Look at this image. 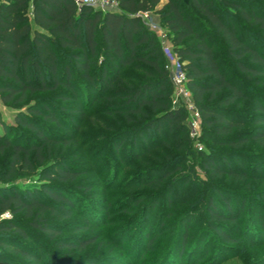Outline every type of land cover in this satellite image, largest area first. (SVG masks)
Listing matches in <instances>:
<instances>
[{"label":"trees","instance_id":"1","mask_svg":"<svg viewBox=\"0 0 264 264\" xmlns=\"http://www.w3.org/2000/svg\"><path fill=\"white\" fill-rule=\"evenodd\" d=\"M116 1L117 10L102 11L73 0H0V99L19 105L14 124L2 123L0 132V264H19L15 258L39 264L44 237L70 250L96 241L77 233L92 219L80 210L76 192L94 186L65 153L77 138L50 131L51 125L76 130L94 104L86 117L102 129L91 137L104 142L99 154L111 147L117 169L138 162L122 187L130 207L153 209L163 196L167 208L179 207L158 216L157 231L145 227L142 254L161 248L155 264H179L186 254L185 264H201L205 238L217 248L241 241V212L255 197L200 178L188 158L233 181L264 178L259 162L253 173L242 167L247 144L264 145V0ZM146 11L157 17L185 72L207 150L193 151L188 113L172 102L161 44L139 15ZM39 93L47 96L29 100ZM22 176L35 183H18ZM106 182L113 186L116 179ZM181 187L192 189L190 197L172 199ZM257 194L264 200V189ZM108 200L105 210L112 207ZM256 201L261 235L262 203ZM128 212L133 220L145 214L136 219L137 210ZM74 213L81 225L74 236L61 237ZM165 218L173 219L170 226ZM248 235L250 241L256 236Z\"/></svg>","mask_w":264,"mask_h":264},{"label":"rangeland","instance_id":"2","mask_svg":"<svg viewBox=\"0 0 264 264\" xmlns=\"http://www.w3.org/2000/svg\"><path fill=\"white\" fill-rule=\"evenodd\" d=\"M253 1L260 2L256 0ZM155 19L158 21L156 16ZM217 50L224 55L222 53L221 44L217 45ZM234 73L238 74L237 72ZM239 76L241 79L243 78V81L247 85L253 87V83L250 78L242 75ZM259 88H262V86H259ZM44 96L45 94L41 93L35 94L29 100L42 99ZM173 97L174 89L172 100L174 99ZM18 106L19 105L16 104L3 103L0 99V132L2 129V123H5L6 125L14 124V116ZM21 109H24V107ZM95 109L96 106L94 104V106H90V109L81 120L77 119V127L74 131L68 130L69 128L67 127H63V130H60L53 128L52 125L49 126L51 134L55 137H66L67 131L70 135L77 138L76 145H73L72 147L69 146L65 150V153L69 154L68 157L72 162V166L82 167L87 171L84 175L87 177L88 181H90L89 183L94 185L88 192H84L82 190L76 192L80 210L87 209V213L91 215L92 219L88 228H85L84 230L82 229L77 233L95 237L96 241L86 248L70 250L58 248L55 245V241L53 242L52 240H47L46 237L40 238L39 247L45 255L42 256V261H40L39 264H92L91 262H93V264H155L154 257L159 255L161 248L147 250L144 254H142V251L145 249V244L142 242L143 231L145 227L149 225V233H153L156 230L155 224L157 223L158 216L162 213L164 215L167 209L169 210L173 208L175 210L179 209V207L170 206L167 208V198L165 196L159 200L158 205L153 209L150 207H148V210L147 207H130L131 204L127 203V200L124 197L127 195L129 196L130 192L122 187L126 183V178L128 179L133 173L131 168L138 162H133L127 167H119L120 169H117L118 167L115 168V165L119 166V163L111 157V147L107 145L105 150L99 154L100 146L104 142L95 141L91 139V137L95 134V130L97 131L102 129L98 126L96 128L93 127L86 117L90 113H93ZM105 133L109 134L110 132ZM83 135H87L88 137L82 138ZM189 137L192 141L193 151H204L210 147L207 146L205 142H202L197 135L191 136L189 133ZM96 143L99 144V149L95 147ZM222 149L229 150L230 148L223 147ZM246 149L247 152H245L246 154L243 156L245 159L244 166H242L243 169L247 170L248 173H253L252 167L255 168V165L259 162V166L261 167L259 169L260 174L264 175V145L259 146L257 143L249 142ZM193 156L196 157L194 154ZM188 160L194 164V169L200 178L204 180L212 179V182L226 189L233 190L236 193L243 195L250 194L255 197V199H250L249 202L245 204V207L241 212L242 217L240 218V229L239 233L236 234L237 237H240L241 241L237 243L223 244L217 248L215 247L214 239L211 240L210 237L205 238L203 240L204 246L202 250L204 251L206 248L207 254H201L203 258L201 264L263 263L264 233L259 235V228H257L256 225V216L259 212L257 211L258 207L256 206L258 205H255V201L258 200L259 203H262L260 210H262L261 215L264 220V200L259 198V194H257V192L261 189H264V178L256 176L255 178H246L241 181L236 179V181H233L232 178L228 179L224 176H215L208 171L203 170L194 158L192 160V158L189 157ZM118 174H120L119 177L117 176ZM112 177H115L116 184L109 186L106 180ZM33 179V176H22L18 178V183L30 185L31 183H35V180ZM145 188L146 187H143L141 189L145 190ZM191 192V188L181 187L179 190L174 189L171 197L174 200L179 199L178 201H180L185 195L190 197ZM108 199L112 201V207L105 210L106 203L109 201ZM95 203H97L99 207H103L104 210H100L95 207ZM128 209L131 211L137 210L138 213H136V219L139 217L141 210H143V213L145 214L141 218L137 219L138 221L133 220L135 213L128 212ZM165 219H167V223L170 226L173 219ZM64 222L66 225L62 228L63 232L61 237L67 238L74 236L75 228L81 225V218L78 213H74L71 218L65 220ZM195 224L196 223H193L191 226L194 225L193 228H196ZM153 225L154 230L151 229ZM248 227L249 232L245 230L246 228L248 229ZM165 231L166 230L162 231L161 234L165 235ZM252 232H254L256 236L252 241H250V236L248 234ZM118 244L120 245L118 246ZM186 255H184L179 261V264H185ZM194 257L195 255L191 257L192 261L194 260ZM15 259L19 260V264H30L22 259Z\"/></svg>","mask_w":264,"mask_h":264},{"label":"built area","instance_id":"3","mask_svg":"<svg viewBox=\"0 0 264 264\" xmlns=\"http://www.w3.org/2000/svg\"><path fill=\"white\" fill-rule=\"evenodd\" d=\"M77 6L87 5L102 11L117 10L116 0H73ZM141 19L147 27L153 31L161 44L162 52L166 58L165 69L169 72L171 83L174 89L173 103L181 104L187 111V127L191 136H199L200 131V114L192 100L191 93L186 86V75L178 60L177 55L173 52L171 44L166 36L165 30L155 19V15L150 12L139 13Z\"/></svg>","mask_w":264,"mask_h":264},{"label":"water","instance_id":"4","mask_svg":"<svg viewBox=\"0 0 264 264\" xmlns=\"http://www.w3.org/2000/svg\"><path fill=\"white\" fill-rule=\"evenodd\" d=\"M188 0H185V2H187Z\"/></svg>","mask_w":264,"mask_h":264}]
</instances>
